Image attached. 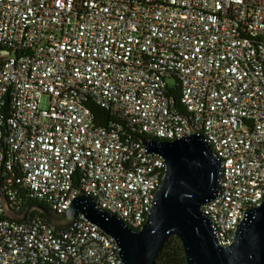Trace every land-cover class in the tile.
<instances>
[{"label":"built area","instance_id":"1","mask_svg":"<svg viewBox=\"0 0 264 264\" xmlns=\"http://www.w3.org/2000/svg\"><path fill=\"white\" fill-rule=\"evenodd\" d=\"M191 129L221 163L201 212L228 246L264 200V0H0V264H123L82 216L57 232L3 200L63 214L82 192L138 230L165 164L128 133Z\"/></svg>","mask_w":264,"mask_h":264},{"label":"water","instance_id":"2","mask_svg":"<svg viewBox=\"0 0 264 264\" xmlns=\"http://www.w3.org/2000/svg\"><path fill=\"white\" fill-rule=\"evenodd\" d=\"M139 140L148 154L158 155L165 164L152 207L140 229L131 230L99 210L82 192L63 214L36 206L16 214L3 200L5 215L20 221L37 211L57 232L70 229L82 216L114 240L123 264H156L171 237L180 241L187 264H264V200L259 207L246 211L228 246L219 244L212 222L201 212L219 195L221 163L200 134L191 129L188 136L178 140Z\"/></svg>","mask_w":264,"mask_h":264},{"label":"trees","instance_id":"3","mask_svg":"<svg viewBox=\"0 0 264 264\" xmlns=\"http://www.w3.org/2000/svg\"><path fill=\"white\" fill-rule=\"evenodd\" d=\"M88 107L90 108V110L92 111L93 115L96 118L100 117L104 120L102 122H97L98 124L104 126L106 124L105 121H108L110 119V117L108 116V113L105 112L104 110H102L101 108H99L98 106L93 105V104H88ZM180 112L184 114V111H182V109L180 110ZM128 134L131 135V137H133L135 139L141 138V136L135 132H130ZM16 198H17L16 199L17 202H19L21 199L20 195H18ZM29 206H36L39 208L49 210L45 204H43L42 202L36 201V200L29 199L27 201L21 202V209L23 211L26 208H28ZM29 215H30V217L31 216H38L42 220L45 219L44 216L39 214L37 211H32ZM46 223H48V222H46ZM45 264H56V263L55 262H47ZM156 264H187L185 257H184L182 245L176 237H171L167 241V243L163 247L161 253L158 255V257L156 259Z\"/></svg>","mask_w":264,"mask_h":264},{"label":"rangeland","instance_id":"4","mask_svg":"<svg viewBox=\"0 0 264 264\" xmlns=\"http://www.w3.org/2000/svg\"><path fill=\"white\" fill-rule=\"evenodd\" d=\"M169 84H171V81H168ZM46 104V97L43 96L42 101H41V107H45Z\"/></svg>","mask_w":264,"mask_h":264}]
</instances>
